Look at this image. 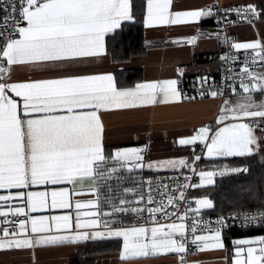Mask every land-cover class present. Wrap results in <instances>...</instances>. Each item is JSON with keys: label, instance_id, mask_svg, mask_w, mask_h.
Wrapping results in <instances>:
<instances>
[{"label": "snow or ice", "instance_id": "1", "mask_svg": "<svg viewBox=\"0 0 264 264\" xmlns=\"http://www.w3.org/2000/svg\"><path fill=\"white\" fill-rule=\"evenodd\" d=\"M173 8V0H142L140 10L145 28L192 24L217 15L211 5L188 10ZM3 9L5 23L0 26V189L6 190L7 195H0V217L3 218L0 219L3 225L0 249H35L115 237L122 240L119 258L125 264L167 254L178 255L179 264H200L199 261H186L189 244L196 251L230 253L222 257L226 264H264V234L234 239L232 249L226 246L224 236L225 229L233 226L229 220H240L242 228L264 227V207L253 213L221 215L214 222L192 218L188 223L191 213L199 217L201 209L213 208V201L204 196L196 199L195 209L181 211L180 202L185 201L184 190L188 185L177 184L171 188L160 183L158 189L163 188L165 192L157 201L152 178L146 181V193L138 190L140 185L123 188L126 195L135 197L134 200L120 198L115 204L107 198L110 210L101 207L98 194L101 186L107 184L111 191L109 182L119 181L121 170L132 173L145 167L141 148L105 151L101 111L180 100L183 93L178 79H145L128 87L118 84L112 72H104L7 82L14 65L42 69L102 58L107 51L106 36L122 29L123 22L136 20L132 0H19V5L15 0L10 3L5 0ZM223 11L235 12L250 24L261 16L254 4ZM226 23L234 22L226 20ZM201 35L220 38L219 33H201L197 29V35L177 38L172 43L194 45ZM224 42H228L227 37ZM231 48L243 49L246 53L251 50L239 73H234L231 66L238 59L235 54L221 56V60L230 65L225 69L224 80L232 83L225 87L238 99L233 102L231 98H224L223 88L209 90L207 94L211 97H222L216 127L202 126L194 135L178 141L193 149L199 142L206 158L243 157L264 151V70H252L264 69V43L261 39L234 42ZM176 71L183 75L182 68ZM198 79L203 87L209 78ZM236 79L240 81L241 92L237 91ZM257 93L262 97L260 100L255 98ZM199 94L205 96L204 91ZM200 160L201 155L193 151L191 162L187 158L168 159L148 162L147 167L190 168L195 172V163ZM241 171L249 169L225 165L220 175ZM198 175L201 185H210L216 173L200 170ZM86 181L91 183L86 184ZM63 184L72 187L59 186ZM34 186L43 190H30ZM86 190L97 195L80 199ZM14 199L19 205H12ZM44 209L68 211L61 215H32ZM128 213L134 214V222L125 223L119 218ZM10 216L17 219H9ZM21 216L25 218H19Z\"/></svg>", "mask_w": 264, "mask_h": 264}, {"label": "crops", "instance_id": "2", "mask_svg": "<svg viewBox=\"0 0 264 264\" xmlns=\"http://www.w3.org/2000/svg\"><path fill=\"white\" fill-rule=\"evenodd\" d=\"M218 1L224 6H247L248 4H254L257 7L259 4L264 3V0H173V10H188L211 5L213 6V11L216 13L215 5ZM214 18L215 15L202 18L199 22L192 24L157 25L148 28L144 26V39L148 42L146 44L149 46V49L145 54L131 57L125 61L116 60L110 54L107 48V38L112 34H109L106 36V54L98 60L50 66L42 69H35L28 65H14L10 73L11 79L7 82H23L28 79L53 78L68 74L112 72L118 84L122 83L123 85L120 84L121 86L130 87V85L126 84L132 72L140 71L142 80L177 79L178 72L176 70L180 67L184 69L187 76L196 80H199L198 77L202 76L217 79L221 68L219 60L221 43L219 41L202 40L194 45L172 43L177 38L188 37L196 33L197 29L200 30L210 26L214 22ZM132 22L134 21L123 22V25ZM3 23L4 21L1 26ZM230 33L239 43L255 39H261L262 43H264V20L260 18L257 22L251 24L248 22H234L230 27ZM205 57L208 60H201ZM10 94L14 95L13 93ZM230 98L234 100L236 96L232 94ZM221 106L218 96L215 98L209 96L191 101L181 98L180 100L168 103L101 111L100 115L104 125L105 151L110 153L116 148L126 147L146 148L145 166L148 171L158 174H169L182 169H188H149L147 164L151 161L179 158H187L191 162L193 151H195V154L201 155L203 146L199 142H197L195 149H193L192 146L180 145L178 141L182 137L194 135L200 127L215 122ZM257 133L259 135L258 131ZM220 159L222 157H204L203 164L214 168L216 173L218 167H225L212 166L213 162ZM90 183V181H86V184ZM59 186L69 187L70 189L72 187L68 184ZM30 190L43 189L40 186H34ZM12 191H16V189H12ZM0 195H7V191L0 189ZM95 196L96 193L86 190L79 198L90 199L95 198ZM11 203L13 206H17L20 202L14 199ZM65 211L68 210L44 209L34 212L32 215H61ZM2 227L3 225H0V235H2ZM261 234H264V229L260 233H248L236 239H245ZM224 236L227 246L226 235L224 234ZM97 241L114 242L113 244L117 249L97 256L95 264H125L119 258L122 240L115 237H97L73 245L38 246L35 249H0V264H68L69 258L76 254L80 248L84 247L86 243ZM225 255H230V253H225L222 250L199 251L197 257L187 259L186 261H199L200 264H226L224 259H222ZM132 264H179V256L176 254L159 255L138 259L133 261Z\"/></svg>", "mask_w": 264, "mask_h": 264}, {"label": "trees", "instance_id": "3", "mask_svg": "<svg viewBox=\"0 0 264 264\" xmlns=\"http://www.w3.org/2000/svg\"><path fill=\"white\" fill-rule=\"evenodd\" d=\"M133 12L136 20L125 23L122 29L107 38V48L114 59L125 61L131 57L143 55L149 49L144 39L143 13L140 10L142 0H132ZM261 19H264V3L259 4ZM4 12L0 9V26L4 21ZM208 60L202 58L201 60ZM142 80L140 71L132 72L126 85H134ZM123 85L122 83H120ZM256 99L262 97L259 93ZM247 166L249 172L243 176H228L216 178L212 185L196 188L192 196L204 195L211 197L213 208L200 212L206 215H227L232 213L256 212L264 207V151L249 156L220 159L212 166ZM264 227L258 229H232L224 232L229 249L233 247L232 240L245 236L248 233H260ZM110 241L88 242L76 254L69 258L68 264H95L96 257L117 249Z\"/></svg>", "mask_w": 264, "mask_h": 264}, {"label": "built area", "instance_id": "4", "mask_svg": "<svg viewBox=\"0 0 264 264\" xmlns=\"http://www.w3.org/2000/svg\"><path fill=\"white\" fill-rule=\"evenodd\" d=\"M4 2H5V0H0V9L3 12H4V9H3ZM8 2L10 3V2H12V0H8ZM15 2L17 3V5H19V0H15ZM229 7H231V8H243L245 6H224L220 3V1H218L215 5L217 15H215L214 22L210 26L203 28V29H200L199 31L201 33H219L220 38L217 39L216 36L207 37V36L201 35L196 41V43H198L202 40H217L221 43V51L219 53V60H220L221 68H220L219 77L217 79L209 78L207 80V82L203 85V87H201L200 80H196L194 78L187 76L185 74V72H183L182 76H180L178 74V78H177L179 80L178 87L181 89V91L183 93L182 98L186 101H191V100L198 99V98L209 97L210 95H208L207 92L209 90H214L216 88H223L224 93H225L224 98H230V96L232 95L231 90L229 88L225 87V85L227 83H232V81H225L224 80L225 69H227L230 65L227 62L221 60V56H224L225 54H228V55L235 54L238 57V59L231 66L233 68L234 73H239L240 69L243 67V62L245 60L246 54L247 55L251 54V50H247V53H246V50H243V49L236 50V49L231 48V43H234L237 41L234 38V36H232V34L230 33V27L232 26L233 23H226V20L232 21V22H247V21L241 20L235 12L226 13L223 11V9L229 8ZM9 11H10V9H9ZM4 14H5V12H4ZM259 19H255V20H253V22H257ZM4 23H5V21H4ZM4 23H3V25H4ZM9 30H11V29L9 28ZM193 35H197V32L190 35V36H193ZM224 37L228 38L227 43L224 42ZM180 68H182V67H180ZM252 70L253 71H262L264 69L253 68ZM239 83H240L239 79H236L235 85L237 87V91H241V89H239ZM201 91L205 92V96H203V97L200 96L199 93ZM218 98L220 100V104L222 105V97L218 96ZM210 125L213 128H215L216 127V121L211 123ZM142 149H143L142 155L144 156V164H145L146 156H147V149L146 148H142ZM194 167L196 169L195 172H193L190 168H188V169H182L180 171L169 173V174L152 173V172L147 170L146 166L143 169L135 170L132 173H129L126 170H121L118 173V175L120 176L119 181L112 180L109 182L111 184V191H109L107 184L101 186L100 191L98 193L99 196L101 197V207L105 211L110 210V206L106 202L107 198H111L112 202L115 204L119 203L120 198L134 200L135 197L131 194L126 195L123 192V188H125V187L135 188V187H137V185H140V188L138 190L143 192V193H146L147 187H148L146 181L148 180V178H152L153 195L157 201L162 198L161 193L165 192V189H163V188L158 189V185L160 183L170 185L171 188H175V186L177 184L188 185L184 190L185 201L180 202V210L184 211L185 208H191L192 209L193 204L191 201V197H192V194L195 191V189L199 187V182H200L201 178L199 177L198 172L203 168V154L202 153H201V160L197 161L195 163ZM245 167H247V166H244V165L243 166H235V168H241V169H243ZM223 168L224 167H218V169L216 170V175H215L216 178H224V177H228V176H243L249 172V171L248 172L241 171V172H237V173L226 172L224 175H220V170ZM141 181H144V183L141 184ZM191 185H197V187H192ZM171 188L169 189V191H171ZM96 195H97V193H96ZM144 215L146 218L148 214L145 212ZM218 216H221V215H206V214L200 213L199 217H197V216H195V213H191L190 218L187 222L191 223L192 218H197V219L202 218L204 221L210 220V221L214 222ZM223 216L228 217V216H230V214L223 215ZM19 218L23 219L25 217L21 216ZM119 218L123 219L125 221V223H131V222L135 221L134 214H132V213H128L127 215L121 214ZM9 219L14 220L17 218L10 216ZM162 222H166V221H162ZM229 223L232 224L233 226L228 228V229H225L224 232H228L232 229L244 230V229H258V228H260V226H254V225L246 227V228H242V227H240V224H241L240 220H236V221L229 220ZM201 226H203V225H201ZM188 249H189V251L185 257L186 260L198 256L199 251H196L191 244H189Z\"/></svg>", "mask_w": 264, "mask_h": 264}, {"label": "rangeland", "instance_id": "5", "mask_svg": "<svg viewBox=\"0 0 264 264\" xmlns=\"http://www.w3.org/2000/svg\"><path fill=\"white\" fill-rule=\"evenodd\" d=\"M263 20H264V19H263ZM253 23H254V22H253ZM241 91H242V90H241ZM241 91H238V92H241ZM237 99H238V97L236 96V98H235L234 100H232V101L235 102ZM257 100H260V99H257ZM257 135H258V133H257ZM237 157H240V156H237ZM203 158H204V157H203ZM201 170H205V171H214V172H215V169H214V168L207 167V165H205V164H203V168H202ZM215 179H216V177L214 176V177H213L214 182H215ZM210 185H212V184H210ZM207 186H209V184L201 185L200 182H199V187H198V188H203V187H207ZM202 197H204V195H198V193L191 197V201H192V204H193L192 209H195V208H196V203H195L196 199H199V198H202ZM207 197H208L209 199H211V197H209V196H207ZM211 200H212V199H211ZM206 210H208V209H201L200 212H203V211H206Z\"/></svg>", "mask_w": 264, "mask_h": 264}]
</instances>
